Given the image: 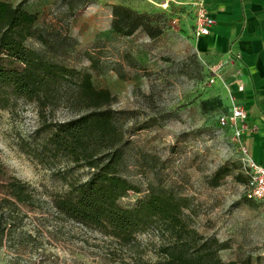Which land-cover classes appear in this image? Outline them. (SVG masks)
<instances>
[{
    "label": "rangeland",
    "instance_id": "rangeland-1",
    "mask_svg": "<svg viewBox=\"0 0 264 264\" xmlns=\"http://www.w3.org/2000/svg\"><path fill=\"white\" fill-rule=\"evenodd\" d=\"M4 1L36 14L28 47L89 72L97 87L111 91L125 140L120 170L137 188L120 204L171 191L186 199L182 217L190 227L227 243L222 260L264 264V204L247 197L241 142L219 125L230 110L229 93L222 81L210 83L212 61L193 36L191 0ZM118 4L154 14L161 32L154 38L143 27L132 35L116 32ZM68 94L45 106L18 99L0 109V163L6 168L0 174V264H159L162 246L172 239L160 223L127 243L54 206L52 196L64 194L69 180L88 176L70 158L50 154L48 124L86 110ZM10 177L29 186L33 203L6 193Z\"/></svg>",
    "mask_w": 264,
    "mask_h": 264
},
{
    "label": "trees",
    "instance_id": "trees-1",
    "mask_svg": "<svg viewBox=\"0 0 264 264\" xmlns=\"http://www.w3.org/2000/svg\"><path fill=\"white\" fill-rule=\"evenodd\" d=\"M113 14L112 27L118 33L132 35L143 27L154 38L161 32L154 24V14L119 4L113 7ZM36 18L33 12L0 0V109L11 107L18 99L41 106L54 104L65 91H69L68 99L86 105L77 116L48 124L50 154L66 156L88 170L86 179L69 180L64 194L52 196L54 206L127 243L134 241L138 232L160 223L172 239L162 246L159 264H238L220 257V250L228 247L226 242L190 227L182 217L185 198L163 190L137 199L130 207L120 204L122 197L137 188L120 170L125 140L111 107L112 93L97 87L89 72L48 59L28 47L26 40L36 35ZM39 37L47 42L43 35ZM5 173L0 163V174ZM240 179L248 180L242 175ZM5 188L19 203L34 202L29 186L14 177Z\"/></svg>",
    "mask_w": 264,
    "mask_h": 264
},
{
    "label": "crops",
    "instance_id": "crops-1",
    "mask_svg": "<svg viewBox=\"0 0 264 264\" xmlns=\"http://www.w3.org/2000/svg\"><path fill=\"white\" fill-rule=\"evenodd\" d=\"M209 8L216 24L209 35L195 38L197 47L212 64H223L247 112L241 143L264 166V0H209ZM239 80L243 91L237 90Z\"/></svg>",
    "mask_w": 264,
    "mask_h": 264
},
{
    "label": "built area",
    "instance_id": "built-area-1",
    "mask_svg": "<svg viewBox=\"0 0 264 264\" xmlns=\"http://www.w3.org/2000/svg\"><path fill=\"white\" fill-rule=\"evenodd\" d=\"M192 9L194 11L193 36L198 39L202 36L209 35L215 24L216 19L211 14L209 8V0H191ZM222 63H214L209 65L210 83L222 81L229 93L230 112L220 116L219 125L231 129L235 138L242 139L243 132L246 128L247 112L244 106L239 102L232 89L233 83H226L223 78ZM237 90L243 91L244 83L239 80L236 83ZM243 152L249 167L248 180L246 182V195L250 199H258L264 204V166L253 161L242 145Z\"/></svg>",
    "mask_w": 264,
    "mask_h": 264
}]
</instances>
